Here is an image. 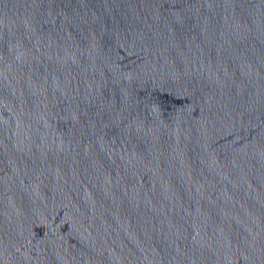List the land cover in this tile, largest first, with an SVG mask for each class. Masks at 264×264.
Listing matches in <instances>:
<instances>
[{"label": "water", "instance_id": "95a60500", "mask_svg": "<svg viewBox=\"0 0 264 264\" xmlns=\"http://www.w3.org/2000/svg\"><path fill=\"white\" fill-rule=\"evenodd\" d=\"M0 264H264V0H0Z\"/></svg>", "mask_w": 264, "mask_h": 264}]
</instances>
